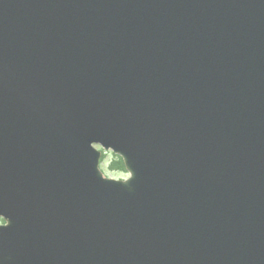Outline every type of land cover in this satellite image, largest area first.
Returning <instances> with one entry per match:
<instances>
[{"label": "water", "instance_id": "1", "mask_svg": "<svg viewBox=\"0 0 264 264\" xmlns=\"http://www.w3.org/2000/svg\"><path fill=\"white\" fill-rule=\"evenodd\" d=\"M0 214V264H264V0H0Z\"/></svg>", "mask_w": 264, "mask_h": 264}, {"label": "clouds", "instance_id": "2", "mask_svg": "<svg viewBox=\"0 0 264 264\" xmlns=\"http://www.w3.org/2000/svg\"><path fill=\"white\" fill-rule=\"evenodd\" d=\"M89 147L100 154L99 159L96 160L95 167L96 172L103 181L127 185L133 180V171L128 167L127 158L122 152L115 151L113 147H109L106 150L101 146V143L96 140L91 141ZM121 158L123 159L121 160ZM125 161L126 167L124 166ZM9 223L6 216L0 214V230L7 229Z\"/></svg>", "mask_w": 264, "mask_h": 264}]
</instances>
